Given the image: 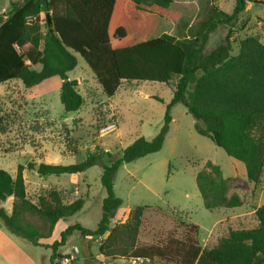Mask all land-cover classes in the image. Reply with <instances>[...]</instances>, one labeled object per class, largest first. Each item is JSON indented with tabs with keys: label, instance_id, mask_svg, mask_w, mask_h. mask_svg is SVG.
I'll return each mask as SVG.
<instances>
[{
	"label": "trees",
	"instance_id": "1",
	"mask_svg": "<svg viewBox=\"0 0 264 264\" xmlns=\"http://www.w3.org/2000/svg\"><path fill=\"white\" fill-rule=\"evenodd\" d=\"M249 1L253 0H236L231 13L215 8L222 17L214 20L210 28L219 22L234 25ZM172 3L173 0H11L9 10L0 14V83L20 79L25 87H32L58 75L66 112L77 111L84 103L76 89L77 81L69 78L77 65L74 52L84 57L109 97L124 80L168 84L177 78L159 132L151 139L138 137L103 165L101 183L106 196L95 229L71 224L59 239L43 243L52 236L61 218L82 210L84 199L65 203L59 191L51 190L33 201L27 196L24 166H19L16 176L0 168V201L14 197L11 213L0 207V227L32 245L51 248L50 264H58L65 257L58 248L66 245L76 230L91 237L109 232L99 247L106 257L159 258L179 264H195L201 258L213 264H264V203L256 208V226L231 229L207 248H202L199 226L193 223L185 224L182 237L138 245L142 206L131 211L128 222L110 227L122 204L114 190L118 169L126 162L161 150L173 119L171 108L177 103H183L195 118L198 133L245 164L250 182L258 184L264 173V42L247 36L233 55L229 35L209 52L205 51L208 32L193 39L162 33L140 41L139 36L144 38L148 33L147 38L151 33L153 15L172 22L179 20L181 12L173 9ZM99 158L98 153H91L75 164L41 162L36 168L37 163L29 162L28 167L36 169L40 177L79 173L95 165ZM231 182L219 164L207 161L196 175L204 206L209 210L241 206L243 198L232 190ZM31 217H37L41 224Z\"/></svg>",
	"mask_w": 264,
	"mask_h": 264
},
{
	"label": "rangeland",
	"instance_id": "2",
	"mask_svg": "<svg viewBox=\"0 0 264 264\" xmlns=\"http://www.w3.org/2000/svg\"><path fill=\"white\" fill-rule=\"evenodd\" d=\"M10 1L0 0V14L9 10ZM235 1L173 0L172 8L181 12L179 20L172 22L153 15L151 33L147 38L148 33L138 38H143L141 41L168 33L179 39H193L208 32L205 51L209 52L229 35L231 54H237L240 41L247 36H256L264 42V0L249 1L234 25L219 22L210 28L214 20L222 17L215 8L231 13ZM74 54L77 65L69 72V78L77 81L76 89L84 98L77 111H65L60 99L62 79L58 75L32 87H25L20 79L0 83V168L16 176L19 166L23 165L27 196L33 201L51 190L59 191L65 203L80 197L84 199L82 210L61 218L52 236L43 239L45 244L59 239L61 232L71 224L97 227L106 196L101 183L103 165L119 156L138 137L151 139L159 132L177 81L174 78L166 84L124 80L109 97L84 57L78 52ZM32 67L39 69L40 65ZM171 116L161 150L122 164L115 178V194L122 199V204L110 227L128 222L131 211L142 206L138 245H155L167 237H182L188 221L200 225L199 240L203 244V238L210 237L214 231L211 226L216 218L244 208L252 211L264 203V173L258 184L250 182L242 161L197 132L196 120L183 103L171 108ZM91 153H98L100 158L95 165L79 173L40 177L36 169L28 167L29 162L75 164ZM209 160L219 164L224 176L232 179V190L244 198L245 205L215 210L204 206L196 175ZM13 199L10 196L0 201V207L11 213ZM247 217L255 218L254 214ZM30 219L41 224L37 217ZM254 224L248 222L237 228ZM108 233L91 237L76 230L58 251L65 256L73 253V264H131L129 258L106 257L100 252V244ZM216 240L214 235L213 241ZM76 247L78 251L74 252ZM51 254V248L32 245L0 229V264H50ZM150 264H179V261L154 258Z\"/></svg>",
	"mask_w": 264,
	"mask_h": 264
},
{
	"label": "crops",
	"instance_id": "3",
	"mask_svg": "<svg viewBox=\"0 0 264 264\" xmlns=\"http://www.w3.org/2000/svg\"><path fill=\"white\" fill-rule=\"evenodd\" d=\"M245 204H246V201L243 198V204L241 206H243ZM241 206H239V207H241ZM257 207L258 206H256L252 211H247V209L244 208L243 210L237 211V212H235L232 215H229L227 217L216 218L214 220V222L212 223V226H211V227H214V231L211 233L210 237L203 238V244L199 240L202 248L214 246L215 244H217L219 239L223 236H226L231 229H238L237 225H244V224L247 225L248 222H251V223L255 222L254 226H256L258 224V220L255 216V211H256ZM234 208H236V207H234ZM217 209H219V208H217ZM247 214H250V215L254 214L255 218H253L251 220V217H247ZM190 223L196 224L195 222H189V221L186 222V224H190ZM197 225L199 226V233H200V225L199 224H197ZM254 226H252V227H254ZM252 227L245 226V227H240V228H252ZM0 229H3V228L0 227ZM214 235L217 238L216 242L213 241ZM198 239H199V234H198ZM42 248H44V247H42ZM195 264H213V263H211L206 258H201L199 260V262L197 260L195 262Z\"/></svg>",
	"mask_w": 264,
	"mask_h": 264
},
{
	"label": "built area",
	"instance_id": "4",
	"mask_svg": "<svg viewBox=\"0 0 264 264\" xmlns=\"http://www.w3.org/2000/svg\"><path fill=\"white\" fill-rule=\"evenodd\" d=\"M74 252L78 251V248L76 247L74 249ZM74 259V254H70L67 255L65 257H63L58 264H73L72 261ZM129 262L131 264H150L151 263V259L150 258H129Z\"/></svg>",
	"mask_w": 264,
	"mask_h": 264
},
{
	"label": "water",
	"instance_id": "5",
	"mask_svg": "<svg viewBox=\"0 0 264 264\" xmlns=\"http://www.w3.org/2000/svg\"><path fill=\"white\" fill-rule=\"evenodd\" d=\"M47 18H48V21H49V23L51 22V19H50V15L48 14L47 15ZM65 81H67V79H64ZM36 168H38V165H37V167Z\"/></svg>",
	"mask_w": 264,
	"mask_h": 264
}]
</instances>
